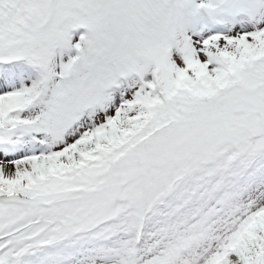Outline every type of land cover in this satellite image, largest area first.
Segmentation results:
<instances>
[{
	"label": "snow or ice",
	"instance_id": "6c2138e0",
	"mask_svg": "<svg viewBox=\"0 0 264 264\" xmlns=\"http://www.w3.org/2000/svg\"><path fill=\"white\" fill-rule=\"evenodd\" d=\"M0 264H264V0H0Z\"/></svg>",
	"mask_w": 264,
	"mask_h": 264
}]
</instances>
